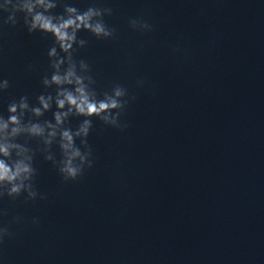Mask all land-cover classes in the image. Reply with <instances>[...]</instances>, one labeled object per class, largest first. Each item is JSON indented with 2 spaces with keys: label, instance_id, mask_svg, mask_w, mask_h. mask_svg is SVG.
<instances>
[{
  "label": "water",
  "instance_id": "1",
  "mask_svg": "<svg viewBox=\"0 0 264 264\" xmlns=\"http://www.w3.org/2000/svg\"><path fill=\"white\" fill-rule=\"evenodd\" d=\"M63 3L113 10L104 20L115 38L81 30L88 43L74 57L90 65L98 92L121 84L136 99L120 118L129 124L123 131L91 117L94 165L75 181L65 182L42 143L29 140L34 184L47 198L0 199L9 212L0 224L15 233L0 245V264H264V0ZM6 15L5 117L21 96L37 106L39 95H55L42 83L53 71L54 37L29 33L20 13L16 27L3 24ZM131 18L153 30H134ZM55 111L39 120L54 122ZM84 118L70 117L73 130ZM52 151L61 159L58 144ZM17 215L22 221L12 222Z\"/></svg>",
  "mask_w": 264,
  "mask_h": 264
},
{
  "label": "clouds",
  "instance_id": "2",
  "mask_svg": "<svg viewBox=\"0 0 264 264\" xmlns=\"http://www.w3.org/2000/svg\"><path fill=\"white\" fill-rule=\"evenodd\" d=\"M63 5V12L53 10ZM111 8L89 6L81 11L75 6L63 3V0H3L0 3V14L3 24L16 27L20 23L18 13L22 14L23 25L29 33L37 31L52 34L54 42L48 50L50 67L53 69L50 77L45 75L42 83L46 88L55 86V95L41 94L37 97L38 105L29 103L27 95L8 104V116L0 115V199L5 196L16 200L25 196V200L36 201L37 197L46 199L35 187L34 180L37 169L33 166L36 150L29 146V140L36 138L42 143L39 149L45 153V159L52 161L58 168L65 182L75 181L82 177L86 168H92L93 151L87 137L93 127L91 117H98L104 124L127 129L129 124L121 122L135 95L129 97L126 87L114 84L110 91L98 92L93 85L95 79L89 73L90 65L83 59L77 60L74 53L78 48L85 47L87 40L78 37L81 30H87L97 38H115L117 29L109 27L105 15H111ZM129 25L140 32H151L153 25L143 19L131 18ZM143 84V80L139 81ZM10 87L8 79L0 80V91ZM56 111L52 120L40 121L46 112ZM36 119H25L27 114ZM85 117L73 130L70 117ZM26 137L24 143L19 137ZM80 139L77 145L76 139ZM58 144L61 159L57 160L52 151L53 144ZM8 209H0V216H7ZM22 217H13L14 223H20ZM34 224H39L38 218H33ZM10 224H0V245L7 238L14 237Z\"/></svg>",
  "mask_w": 264,
  "mask_h": 264
}]
</instances>
